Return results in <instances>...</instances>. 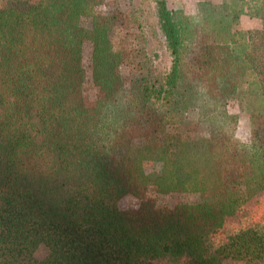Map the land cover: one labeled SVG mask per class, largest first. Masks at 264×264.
Wrapping results in <instances>:
<instances>
[{"label":"trees","instance_id":"trees-1","mask_svg":"<svg viewBox=\"0 0 264 264\" xmlns=\"http://www.w3.org/2000/svg\"><path fill=\"white\" fill-rule=\"evenodd\" d=\"M263 192L264 0L0 5V264H264L262 228L210 242Z\"/></svg>","mask_w":264,"mask_h":264},{"label":"rangeland","instance_id":"rangeland-1","mask_svg":"<svg viewBox=\"0 0 264 264\" xmlns=\"http://www.w3.org/2000/svg\"><path fill=\"white\" fill-rule=\"evenodd\" d=\"M15 0H0V5H10ZM203 0H166L167 7L174 15L178 12H182L186 15H195L197 12V4ZM214 3H220L222 0H210ZM256 19H251L247 16L242 18V26L245 28L258 26ZM162 42V41H161ZM157 38H151L149 40L151 49L150 58L153 60L154 65L159 71H165L171 65V57L164 45ZM90 54L91 45L85 44L83 64L87 71V81L85 83V93L89 100H94L96 89L91 84L90 79ZM229 111L239 115V122L237 127V137L243 142H247L249 138L250 121L246 113L241 112L237 105L231 104ZM157 166L154 163H148L146 166L147 172L156 170ZM149 196L155 200L158 206H172L173 204L180 202H193L198 197L196 194H181L172 193L168 195L157 194L152 190L148 192ZM137 204V200L133 197H126L122 201V206L133 207ZM254 225L258 228L264 229V192L259 196L251 200L241 212L234 218L227 219L224 227L210 238L211 243H215L221 240L223 236L230 235L238 231L243 226ZM210 243V244H211ZM41 255V252L38 254Z\"/></svg>","mask_w":264,"mask_h":264}]
</instances>
